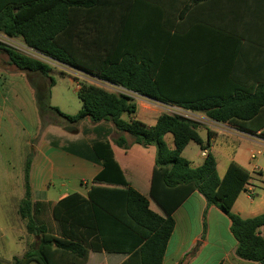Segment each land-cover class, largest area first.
<instances>
[{
  "label": "trees",
  "instance_id": "16d2710c",
  "mask_svg": "<svg viewBox=\"0 0 264 264\" xmlns=\"http://www.w3.org/2000/svg\"><path fill=\"white\" fill-rule=\"evenodd\" d=\"M0 34L22 39L33 51L100 81L193 113L207 110L205 115L213 122L237 126L254 135L260 131L264 137V86L254 92L238 91L228 99L187 98L185 92L173 90L174 86L158 78L156 66L167 60L166 54L130 50L132 38L125 31L123 8L116 10L108 0H0ZM5 51L10 63L20 71L49 80L47 85L44 82L41 86L31 82L41 113H52L68 126L86 119L95 125H113L118 133L114 141L108 139L110 132L106 130L108 135L104 139L90 141L88 154L76 146L71 152L102 165L94 183L125 188L123 197L119 198L93 194L86 198L75 192L55 203L34 201L32 158H28L24 170L25 194L18 213L26 221L28 233L39 240L22 258L14 257L13 264H86L90 252L125 255L127 259L122 264H163L175 229V218L155 211L150 198L130 185L115 159L112 144L125 150L130 144L147 150L154 148L153 182L158 192H164L177 205L193 193H200L209 206H216L228 215L237 241V256L264 264V237L260 232L264 213L244 219L232 210L251 174L242 165L232 162L225 175L219 176L211 151V131L206 143L195 123L171 113L162 114L154 126L140 120H125L124 115L132 116L137 112L133 96L86 84L79 90L82 109L75 115L65 114L51 104V89L55 85L50 76L52 66L12 47H6ZM167 135H172L174 148L168 145ZM192 142L208 151L199 167L192 166L183 156ZM92 190L108 193L95 185ZM47 207L57 225L56 231L40 220Z\"/></svg>",
  "mask_w": 264,
  "mask_h": 264
},
{
  "label": "crops",
  "instance_id": "0c3cea01",
  "mask_svg": "<svg viewBox=\"0 0 264 264\" xmlns=\"http://www.w3.org/2000/svg\"><path fill=\"white\" fill-rule=\"evenodd\" d=\"M108 3L116 6V10L123 8L125 31L132 38L130 50L140 51L142 54H166L167 60L156 66L158 78L162 83L174 86L173 90L185 92L187 98L214 96L228 99L238 91L254 92L257 87L264 86V0H108ZM151 56L155 58L154 55ZM12 66L10 64V67ZM7 81V77L0 78L3 85ZM113 87H116L114 91L133 96L137 111L140 108L137 100L139 97L142 98L141 117L136 112L132 116L124 115L125 120H140L148 126H154L162 114H173V109L178 108L185 110L115 85ZM32 96L36 102L35 90ZM11 109L14 116H17L16 110L20 111V108L14 104ZM197 113L191 112L192 115ZM26 116L30 119L31 115ZM145 120L151 123H146ZM211 123L216 124L212 121ZM217 124L227 129L217 131L212 127L207 128L208 134L209 131L212 133L214 131L217 133L215 137L222 132L241 138L253 137L257 140L258 144H241L234 156L222 163L219 162L216 153L212 149L211 151L216 158L221 178L232 162L242 165L251 174L246 189L233 206V212L244 219L260 216L264 213V137L260 135V131L254 135L237 126ZM100 125L104 127L102 129L104 132L106 130L110 132L108 139L111 142L118 137L111 123ZM64 129L66 137L55 134L57 140L64 143L63 146L72 143L77 148L84 147L82 144L84 140L80 139V128L72 131L76 128L67 125ZM68 135L72 137L69 138ZM128 140L132 142V138L128 137ZM17 143L21 144V141L18 139ZM22 144L29 146L26 161L32 158L31 184L34 201L46 204L58 202L72 194L67 185L70 182H80L84 191L75 192L86 198H91L92 194L97 197L105 195L123 197L125 188L122 186L93 182L103 167L89 158L82 157L80 153L68 151L66 147H58L49 142L34 145L32 139L24 140ZM112 145L115 159L130 185L150 198L151 207L155 211L163 216L175 218V229L168 243L163 264H260L237 256V241L231 232L228 215L216 206H209L200 193H193L183 203L177 205L164 192H158L153 182L154 148L147 150L130 144V148L125 150L115 144ZM168 145L174 148V144ZM190 145L185 148L183 155ZM18 147L20 156L22 148L21 145ZM243 149L248 151L247 157L240 154ZM253 152L256 154L254 159L251 158ZM207 153L208 151L200 150L198 153L200 163L197 166L188 160L192 166L199 167L204 163ZM3 159V157L0 159L1 165H4ZM3 170L6 171L5 168ZM10 174V169L6 174L0 171V191H9V199L17 198L18 206L16 209L14 206L12 208L14 213L12 219L18 223L21 218L18 213L19 202L25 194L24 173L23 194L20 184L15 185L7 176ZM59 179L64 181L62 187L65 190H60L57 200L48 197L46 200L38 199L41 197L37 196L39 192L46 195L54 186V180ZM92 185L108 193H97L92 190ZM15 186L16 193L13 192ZM156 196L160 199L156 200ZM50 226L54 231L57 230L54 220ZM260 232L264 237V226ZM17 239L25 244L23 252L17 255L18 258H22L29 250L27 243L30 242V234L25 230V235H19ZM97 254L106 256L101 261L98 260ZM118 256L120 258H116ZM14 257L16 256L7 262L12 264ZM126 259L127 256L121 254L90 252L86 264H122Z\"/></svg>",
  "mask_w": 264,
  "mask_h": 264
},
{
  "label": "rangeland",
  "instance_id": "374dc122",
  "mask_svg": "<svg viewBox=\"0 0 264 264\" xmlns=\"http://www.w3.org/2000/svg\"><path fill=\"white\" fill-rule=\"evenodd\" d=\"M0 47V78H8L6 84L3 85L0 82V159L1 157L4 158V165H1L0 163V171L5 172L6 174L7 170L10 169L11 174L7 176L10 177L11 182L15 185L20 184L23 194V173L27 153L29 151V146H26L27 144H22L24 140L32 139L34 145H42L44 142L54 143L53 145H57L58 147H66L68 151H73L76 148L72 143L63 146L64 143L59 139L57 140L55 134H62L65 137L67 136L64 129L67 124L62 123L64 120L56 117L52 113H41L37 101L35 102L32 96L35 87L32 86L31 82L41 86L44 82L47 85L49 80L46 79L43 81V79L37 74L30 76L28 75L29 73L20 71L15 66L10 67L11 63L5 48H15L25 55L40 59L52 66L53 71L50 76L55 80V85L51 89V104L65 114L75 115L82 109V101L79 98V90H81L82 84L104 87L110 91H114V88L116 87L100 81L83 71L74 69L50 57L33 51L24 45L22 39H11L0 34ZM62 72L66 73V75H62ZM30 79L31 82H29ZM141 99L142 98L139 97L137 100L140 105V108L137 111L139 117H141L142 111ZM14 104L16 107L20 108V111L16 110L17 116H14L12 113L11 107ZM173 111V114H178L195 123L198 133L206 143L209 140L207 128L212 127L217 131L227 129L217 123H211L205 113L201 112L197 113V115H192L191 112L179 108L173 109ZM26 115H31L30 119ZM145 121L146 123H151L149 120ZM72 126L76 128L72 131H76L80 128V139L84 140L82 141L84 147L80 151L87 152V154L90 152L89 141L101 138L104 139L108 135L102 130L104 128L101 127L102 125L92 124L88 119L82 121L78 125ZM216 135L217 133L213 131L214 138H212L211 149L216 153L220 163L233 157L235 152L239 150L241 144H258L257 140L253 137L241 138L222 132L217 137H215ZM68 137L71 138L72 136L68 135ZM18 139L21 141V144L17 143ZM166 141L168 144H174L172 135H168ZM190 144L191 145L186 149L183 156L189 159L193 165L197 166L200 163L198 153L200 152L201 147L194 142ZM18 145H21L22 148L20 156H18L20 153ZM85 147H87V151ZM240 152L243 157H247L248 151L246 152L243 149ZM4 168L6 171L3 170ZM63 185V180H54V186L46 192V195L48 196L39 192L37 196L41 197L38 199L46 200L48 197L49 199L57 200L60 190L64 189L62 187ZM67 185L71 193L75 191H84L80 182H70ZM13 192H17V186H15ZM8 196L9 191H0V264H10V262H7L9 259L13 256L18 257L17 255H20L23 252L25 244L20 242V240L17 239V236H24L25 230L27 231L26 221L20 218L18 223H16V221L12 219V216L14 215L12 208L14 206L16 209L18 206V200L17 198L9 199ZM4 207L7 208L4 209ZM40 220L48 225L53 224V219L48 207L43 212ZM37 240H39V237L30 235V242L27 243V249H30ZM97 256L98 260L102 261L106 255L97 254ZM116 258L120 257L118 256ZM13 262L14 260L12 259L11 263L13 264Z\"/></svg>",
  "mask_w": 264,
  "mask_h": 264
},
{
  "label": "built area",
  "instance_id": "2783aa9c",
  "mask_svg": "<svg viewBox=\"0 0 264 264\" xmlns=\"http://www.w3.org/2000/svg\"><path fill=\"white\" fill-rule=\"evenodd\" d=\"M255 153L253 152L252 155H251V158L254 159L255 158Z\"/></svg>",
  "mask_w": 264,
  "mask_h": 264
},
{
  "label": "water",
  "instance_id": "95a60500",
  "mask_svg": "<svg viewBox=\"0 0 264 264\" xmlns=\"http://www.w3.org/2000/svg\"><path fill=\"white\" fill-rule=\"evenodd\" d=\"M204 112H205V113H207L208 111H207V110H205Z\"/></svg>",
  "mask_w": 264,
  "mask_h": 264
}]
</instances>
